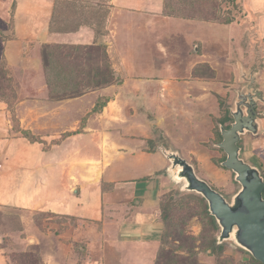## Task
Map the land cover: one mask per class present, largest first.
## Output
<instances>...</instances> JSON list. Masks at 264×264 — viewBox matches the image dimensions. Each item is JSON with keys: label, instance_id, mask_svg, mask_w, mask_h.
I'll use <instances>...</instances> for the list:
<instances>
[{"label": "rangeland", "instance_id": "obj_1", "mask_svg": "<svg viewBox=\"0 0 264 264\" xmlns=\"http://www.w3.org/2000/svg\"><path fill=\"white\" fill-rule=\"evenodd\" d=\"M223 1L225 0H189L190 5L187 3L181 9L178 0H147L143 4L146 8L152 11L157 9L156 12L147 14L143 8L134 10L135 12L121 7L114 8L109 4L111 0H0V96L7 95L11 104L9 107L5 102L6 110L3 115L0 114V122L7 119L9 126L6 131L9 129L11 134H17L16 131L23 128V134L27 137L30 133L28 129L36 126L37 130L53 134L68 128L69 132L71 129L73 131L70 134L90 135L91 131L84 132L83 128L89 129L88 124L92 122L90 119L97 117L95 119L103 134L102 138L99 136L96 139H102V143L105 142L107 146L110 141L105 140L125 129L127 124L134 127V135L148 136L146 131H141L150 126L155 127V120L152 121L153 116L150 117L152 120L145 118L148 127L142 126L140 117L143 113L141 108L140 111L137 110V106L142 105L147 109V105H151L158 112H165L167 106H171L169 109L172 111L174 102L179 100L177 94L180 92L176 89H202L205 93H213L219 97L223 89H230L226 102L233 103L232 91L244 89L248 82L240 81L238 64L241 66L242 63L249 69L261 67L254 86L258 84V89L263 86L264 93V0ZM85 3L91 4L93 11ZM53 9V24L48 23L45 30L39 29L47 22V15ZM42 10L44 13H41ZM218 15L223 19H218ZM92 16L95 20L91 21ZM126 18L129 23L125 27L123 25ZM105 19L107 22L104 27L102 23H105ZM127 28L132 32L133 39L138 41V47L128 55L134 59L137 57L138 60L128 63L123 61L122 70L119 57H123L129 48L124 53L116 49L117 57L113 54V43L109 44V38L114 37L113 41H120L117 32L122 34ZM38 29L41 30L40 33ZM78 32L79 38L70 37L76 44H66L60 40L62 34ZM48 33L54 34V42H46L44 36ZM104 41L107 45L99 44ZM249 53L251 56H248ZM192 55H206L210 62L199 63L195 67L192 64L193 67H189L186 74L184 70H188L187 67L176 70L179 67L178 59L193 57ZM6 57L10 59L9 63ZM12 59L19 62H13V66ZM10 65L13 70H10ZM131 65V70L134 71L128 74V67ZM241 72L243 76L247 73L245 70ZM250 81L253 83L254 80ZM153 84L161 86L158 89L162 91L159 97L156 96L158 93ZM143 89L149 91V97H153L149 98L151 102L136 99L134 105L131 101L122 102L118 96L120 91H133L137 95ZM98 90L103 95L95 100L93 92ZM113 90H117L114 97L117 102L112 106L111 112L103 113L106 100L111 98L108 93ZM141 96L142 94L138 97ZM184 96L188 103L182 102L181 114L188 117L187 122L183 121L186 127H170V134L182 144L174 142V145L171 141L164 140L163 130L155 131L156 137L152 136L155 137L154 140H149L146 143L147 149L143 151L156 152L159 147L166 148L167 154L171 151L182 154L184 151L185 157H180L193 166L197 176L232 203L241 186L236 181V174L223 167L226 154L219 148V144L223 141L221 126L228 129L233 125L234 119L228 111L229 116L223 123L217 121L214 124L209 117L201 116L204 112L198 116L195 109H200L199 103L194 101L189 92ZM219 101L221 102L220 98ZM165 102L169 105L165 106ZM214 107L215 104L211 103L207 110L213 111ZM30 108L34 113L30 112ZM81 108H84L83 111ZM98 116H102L100 120ZM110 119L116 124H107ZM46 120H50V124ZM261 121L259 136L244 134L239 146L242 148L241 157L259 169L264 179V115L261 116ZM64 123L68 124L67 127L61 125ZM2 132L3 129L0 128V136L3 135ZM135 139L142 138L135 136ZM81 160L84 161L79 166L81 170L70 174L73 181L77 183L82 178L78 185L84 187L90 183L91 189L101 188L111 159L101 158L97 162V159L85 157ZM167 164L171 167L169 165L170 168L167 167L168 170L164 172L166 186L160 201L165 228L153 264H262L237 243L235 234L227 240H221L222 228L211 215L206 199L186 188L185 180L179 179V167L173 169L170 161ZM138 184L143 188L149 181L140 180ZM110 185L103 181L105 191L109 190ZM106 212L107 210L105 214ZM112 212L111 215L115 216V211ZM12 215L11 225L16 227L6 231L10 238V263L44 264L48 258L56 264L57 260H53L54 252H41L44 245L24 248L22 242L25 240V233L21 230L19 220L13 213ZM210 216L215 219V223ZM44 218L46 217H43V221H47ZM58 220L60 219L54 218L53 222ZM61 223L66 221L60 220L59 224ZM60 227L61 231L67 229V226ZM112 237L111 230H102L97 244L90 240V249L92 247L94 251L92 256L89 257L84 249L78 250L74 258L69 257V264H109L104 257L112 251V243L109 241ZM60 264L68 263L63 259ZM122 264L132 263L126 261Z\"/></svg>", "mask_w": 264, "mask_h": 264}, {"label": "crops", "instance_id": "obj_2", "mask_svg": "<svg viewBox=\"0 0 264 264\" xmlns=\"http://www.w3.org/2000/svg\"><path fill=\"white\" fill-rule=\"evenodd\" d=\"M145 1L147 0H111L109 4L111 3L114 8L121 7L128 11H139L140 8H143L147 14L156 12L157 9L152 11L146 8V6L143 5ZM41 13H44V11L42 10ZM47 13H45V15ZM54 13L55 10L53 9L51 13L47 15V22L42 24L39 29L45 30L48 23L53 24ZM128 21V18H126L123 26L126 27L129 23ZM112 25L111 23L110 27H112ZM39 29L38 31L40 33L41 30ZM79 33L80 32L77 34H62L63 36L60 37V40L66 44H76L71 41L70 37L74 39L79 38ZM53 35L54 34L51 33L45 35L44 38L46 42H54L55 36ZM117 36L121 38L120 41H113L114 37L109 38V44L113 43V54H115L116 49L124 53L126 48H129V51L126 50L128 52L124 53L123 57H119L123 70V61L128 63L138 60L137 57L134 59L128 55L130 51L133 53L135 47H138V41L133 39V34L132 32L130 33L128 28L122 34L117 32ZM188 40L190 39L188 38ZM99 44L107 45V42L104 41ZM186 46L189 47L188 44ZM192 56L193 57L187 56L178 59L177 66L179 67H177L178 69L176 70L179 71V68L187 67L188 70H184L186 74L187 71H189V67H195L199 63L210 62L207 61L208 57L206 55ZM248 56H251L250 53ZM6 58L9 63L10 59L8 57ZM201 58H203L202 61L199 60ZM11 61L12 63L19 62L14 61V59ZM13 66H15V64ZM131 67L132 65L128 67V74L130 71H134L131 70ZM237 67V71H239L240 74V81L244 80V82H248L247 88L239 89L237 92L232 91L234 94L233 103L226 102L231 92L230 89H223V92H220V97L213 93L206 92V94L202 89H176L180 92L177 94L179 102H174V109L172 108V111L169 109L171 106H167L169 105L167 102L164 103L165 106H167L165 112H158L151 105H147V109L142 107V105L141 107L136 105L138 107L137 110L140 111V108L142 109L143 115L140 117L142 126L148 127L145 120L150 119L151 116H153L154 119L150 120H155V127L150 126L147 130L141 131V133L146 131L148 136H143L142 134L134 135V127L127 124L125 129H121V131L111 136V139H104L105 141H110L108 144L106 142L107 146L105 142L104 144L102 143V139L101 141L96 139V137L99 136L102 138L103 134L101 128H99V122L95 119L97 117L90 119L92 122L88 124L89 129L83 128L84 132L91 131L90 135L81 133L70 134L73 131H71V129L69 132L68 128L63 129L62 132L53 134L51 132L37 130L36 126L28 129L30 132L29 137L23 134V128L18 129L16 131L17 134H11L9 129L6 131V127L9 126L8 120L3 119L2 122H0V128L3 129V135L0 136V264H11L8 256L10 238L7 237L8 232L6 231L16 227L11 225L12 213L16 216L15 218L19 220L21 230L25 233V240L22 242L24 248L44 245L41 252H54L53 260H57L56 264H60L63 259H66L69 264V257L71 259L74 258L75 252L81 249H84V251L86 250L89 257H91L94 251L92 247L90 249V240L93 242L95 241V244H97L98 235H102V230H111L113 233V237L109 240L110 243H112L110 248L112 251L110 254L108 253V255H105L104 259L106 262L109 264H122L129 261V263L132 264H153L154 255L158 250V245L161 243L163 230L165 228L160 211L161 196L165 193L164 189L166 186L164 172L167 171L171 165L169 164L170 167H168L169 165L167 162L170 160L167 158L166 153L168 151L166 148L159 147L156 152L149 151L145 153L143 150L147 149L146 143H149V140H154L156 137L155 131L159 132L161 130H163L162 135L164 140L182 144L180 140L170 134V127H176L177 125L182 128L186 127L185 122H187L186 120H188V117L185 114H181L182 105L188 103L187 100L183 98L186 92H189L194 101L196 100L195 102L199 103L200 109H195V112L199 114L198 116L200 117L204 112L201 116L203 118L209 117L213 120L212 122L214 124H216L217 121L218 123H223L229 116L228 111L233 117V113L237 111V104L241 101L240 97L242 95L245 96L247 93L252 94V92L260 93L259 96L254 97V99L257 103V123L259 127H261V116L264 115L263 86L262 89H258L259 86L257 84L256 87L254 86L255 89L250 88L252 85L250 80L253 79L254 81L252 82L254 83L253 85H255L256 75L261 67L249 69L242 63L241 66L238 64ZM9 68L13 70L11 65ZM241 70H245L247 73L243 76ZM133 73L134 72L131 74L133 75ZM153 85H151V87H153ZM153 88L154 90L156 89V93H158L156 96L159 97L162 94L161 90L158 91V89H161V86L154 85ZM121 92L122 91L118 93V96L121 98L122 102L125 103L131 101L133 104L136 99H143L151 102L149 98H153L147 95L149 91L146 89H143L142 93H140L142 94L141 98H139L140 94H133V91ZM93 94H95V100H99L103 95L100 93V90L93 92ZM116 94L117 90L108 93V96H111V98L109 97V100H106L103 113L106 111L111 112L112 106L117 102L114 100ZM106 96L107 95H105V97ZM212 97L215 98L212 99ZM211 103L215 104L213 111L207 110L208 105ZM223 103L226 105L224 106ZM19 106H21V104H19ZM230 106L233 107L231 108ZM81 109L83 111L84 108ZM242 109L246 113V108L244 107ZM0 110L1 115H3V111L6 110V104L1 99ZM148 111L152 114H149ZM30 112L34 113L32 109ZM100 117L102 116H98V120H100ZM22 121L21 119L20 122ZM46 121L48 124L51 122L50 120ZM160 121L161 124H159ZM183 121L185 122L183 123ZM107 124L113 125L116 123H113L110 119ZM61 125L67 127L66 125L68 124L64 123ZM160 126L162 129H160ZM222 128L225 127L221 126V134ZM111 133L112 132H109V135H112ZM249 135L255 137L259 136V133L256 135L249 133ZM135 136H140L142 139L136 140ZM138 142H142V144H138ZM171 153L185 157L184 151H182V154L179 151H171ZM187 155H189V153H187ZM85 157L93 158L94 160L97 159V162L101 161V158L106 159L108 157L111 159V165L107 169L108 173H106L103 179L106 184L107 182L111 184L108 191L103 189V181L101 182L102 187H96L95 189H91L90 183L84 187L78 185V182H82V178L79 179L77 183L73 181L74 179H72L70 174L77 173L81 170L79 166L81 162H84L81 159H85ZM140 180H147L149 184L141 188L138 184ZM67 186L72 187L67 188ZM105 210H107V214H105ZM113 210L115 211V216L111 215ZM11 211L13 212L11 213ZM39 215L46 217L44 219L47 221H43V217H39ZM15 218H13V220ZM54 218L64 220L66 223L59 224L60 220L53 222ZM106 224L108 227L105 228ZM60 226H67V229L61 231ZM44 264L55 263H52V261L50 262L47 258Z\"/></svg>", "mask_w": 264, "mask_h": 264}, {"label": "water", "instance_id": "obj_3", "mask_svg": "<svg viewBox=\"0 0 264 264\" xmlns=\"http://www.w3.org/2000/svg\"><path fill=\"white\" fill-rule=\"evenodd\" d=\"M253 84L251 89H255ZM259 94L252 92L242 95L237 111L233 113V125L229 129L222 128L223 141L219 148L226 154L222 165L236 174V181L241 186L232 203L199 178L193 166L184 158L175 153L166 154L173 163V169L179 167V179L185 180L186 188L201 194L208 202L211 215L222 228L221 240H227L235 234L237 243L255 260L264 264V179L259 169L241 157L239 146L244 134L256 135L260 131L254 99ZM244 107L246 113L242 109Z\"/></svg>", "mask_w": 264, "mask_h": 264}, {"label": "trees", "instance_id": "obj_4", "mask_svg": "<svg viewBox=\"0 0 264 264\" xmlns=\"http://www.w3.org/2000/svg\"><path fill=\"white\" fill-rule=\"evenodd\" d=\"M235 2V0H225V1H223V3L224 2ZM178 2H179V7H181V9L183 8V6H186V5H190V3H189V0H178ZM213 2H215V0H213ZM188 3V4H187ZM86 4V6L89 8V9H91L92 11H93V9H94V7L91 5V4H88V3H85ZM99 6V5H98ZM101 11V10H100ZM200 12V11H199ZM218 17V19H220V18H222L223 19V17H221L220 15H218L217 16ZM92 19H91V21L92 20H95V18H94V16H92L91 17ZM107 19V18H106ZM105 19V23H102V24H104V27H105V25H106V22H107V20ZM93 26V25H92ZM72 33H74V31L72 32ZM7 90V89H6ZM0 99L1 100H3L4 102H6L7 104H9V107H11V104L9 103V101H8V96L7 95H1L0 96ZM228 129L230 128V127H227ZM226 160V157H225V159H224V161ZM166 217V216H165ZM210 218H211V221L213 222V223H215V219L213 218V217H211L210 216ZM166 219V218H165ZM163 221H164V219H163ZM165 222V221H164Z\"/></svg>", "mask_w": 264, "mask_h": 264}]
</instances>
